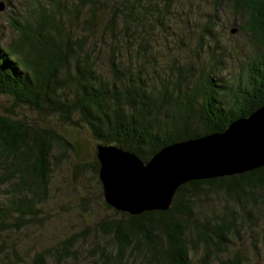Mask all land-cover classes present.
I'll return each mask as SVG.
<instances>
[{"label": "trees", "instance_id": "1", "mask_svg": "<svg viewBox=\"0 0 264 264\" xmlns=\"http://www.w3.org/2000/svg\"><path fill=\"white\" fill-rule=\"evenodd\" d=\"M29 10L0 42V96L11 101L0 112V264H249L232 247L243 232L264 245V167L190 182L168 211L131 216L105 202L96 149L148 162L262 108L264 0H31ZM224 18L246 49L225 40ZM63 165L83 213L93 200L113 217L36 246L52 208L63 219L71 208L55 204Z\"/></svg>", "mask_w": 264, "mask_h": 264}, {"label": "water", "instance_id": "2", "mask_svg": "<svg viewBox=\"0 0 264 264\" xmlns=\"http://www.w3.org/2000/svg\"><path fill=\"white\" fill-rule=\"evenodd\" d=\"M96 150L107 205L131 216L168 211L185 184L264 167V106L223 133L171 145L148 162L113 145L99 144Z\"/></svg>", "mask_w": 264, "mask_h": 264}, {"label": "rangeland", "instance_id": "3", "mask_svg": "<svg viewBox=\"0 0 264 264\" xmlns=\"http://www.w3.org/2000/svg\"><path fill=\"white\" fill-rule=\"evenodd\" d=\"M4 1V0H0ZM30 3L31 0H13V7L5 8L4 11L0 12V42L8 44L12 41L15 37H17L15 29L10 25L9 20L11 17H17L19 19H22V15L26 13V16L28 12L30 11ZM224 30L225 35L229 36V33L231 31L230 22L231 20H227V18H224ZM227 42H231L232 46L238 47L241 46L242 48L246 49V46L243 44L244 40L242 37L232 35L230 33L229 38H225ZM241 66V62L236 63L234 65V71L237 73L239 72V68ZM233 66H230V69ZM11 105V101L9 99H6L4 97L0 96V112H3L4 110L8 109ZM23 117H26V119L31 120L34 118H37L36 114L34 112L24 109L19 111ZM82 142L85 143V146L87 148H95L94 142L90 141L88 136L86 134L81 135ZM71 172L68 170V167L66 165L62 166V170H60L56 184L59 187V194L56 195V203L58 202V199L64 203L69 202L71 205V208L69 209V213L64 217L59 214H56L57 211L52 208V215L53 221L55 222L53 226H50L49 232L42 238L43 243H41L42 239H40L36 246H44L48 243H52L53 240H59L61 236H63L66 231H76L79 232L82 229L85 228V226L90 225L91 223H95L97 221H100L102 219L111 218L113 217V214L111 212H108L104 210L103 208L96 206L93 200L91 201L90 206V215H86L83 213L82 209L80 208V203L77 199L79 197L78 193H74L73 185H71L70 179ZM88 188V190L91 191V193H94V190H96L94 187V183L90 180L86 179L84 182ZM77 196V197H76ZM55 205L53 204L54 207ZM83 214V217L81 216ZM63 224V225H62ZM254 234L243 232L242 240L236 241L235 247H232L235 249V251H239L241 253H244V256L246 259H248L249 264H264V245L259 246V251L257 252L254 250V247L252 244H254L253 239ZM259 242V241H258ZM258 242L256 243L258 245ZM41 243V244H40ZM83 260H80V264ZM86 264V263H85Z\"/></svg>", "mask_w": 264, "mask_h": 264}]
</instances>
